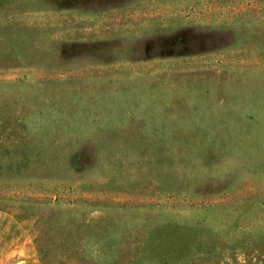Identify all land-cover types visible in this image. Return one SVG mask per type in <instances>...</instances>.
<instances>
[{"label":"rangeland","instance_id":"obj_1","mask_svg":"<svg viewBox=\"0 0 264 264\" xmlns=\"http://www.w3.org/2000/svg\"><path fill=\"white\" fill-rule=\"evenodd\" d=\"M0 264H264V0H0Z\"/></svg>","mask_w":264,"mask_h":264}]
</instances>
